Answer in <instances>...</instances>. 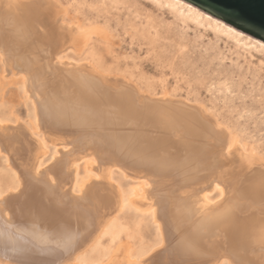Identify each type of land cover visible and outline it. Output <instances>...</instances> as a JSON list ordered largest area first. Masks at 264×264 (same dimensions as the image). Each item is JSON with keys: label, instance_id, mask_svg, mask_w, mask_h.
Instances as JSON below:
<instances>
[{"label": "bare ground", "instance_id": "bare-ground-1", "mask_svg": "<svg viewBox=\"0 0 264 264\" xmlns=\"http://www.w3.org/2000/svg\"><path fill=\"white\" fill-rule=\"evenodd\" d=\"M14 1L0 0V7L3 2L7 7L0 14V62L9 68V78L18 77L14 63L24 74L22 90L35 103L37 132H44L46 141L44 133L38 141L31 129L0 120V154L16 184L6 189L7 196L0 189L3 262H89L86 252L99 254L101 239L119 230L117 215L129 209L150 215L158 244L126 264H264V162L232 168L220 180L218 168L228 159L224 154L212 159L202 142L207 135L219 141L213 121L168 106L203 113L198 107L131 94L118 84L120 89L111 91L108 78L63 56L82 48L79 30L64 34L70 29L58 26V19L45 30L50 18L41 10L42 0ZM155 1L244 47L250 41L264 50L263 41L183 0ZM20 44L23 54L12 56ZM38 51L54 62L43 55L40 62ZM124 124L129 130L117 132ZM225 146L228 152V141ZM48 147L52 155L42 164ZM114 171L132 183L126 192L114 183ZM215 190L223 199L214 205L209 196ZM114 258L109 264H116Z\"/></svg>", "mask_w": 264, "mask_h": 264}, {"label": "rangeland", "instance_id": "rangeland-1", "mask_svg": "<svg viewBox=\"0 0 264 264\" xmlns=\"http://www.w3.org/2000/svg\"><path fill=\"white\" fill-rule=\"evenodd\" d=\"M28 1L15 0L14 3ZM41 4V10L47 12L50 18L45 30H49L56 23L54 19H58V26L63 24L62 27L66 29L68 25L67 29H70H66L68 32L64 34L72 35L74 30L80 31L82 36L78 38V43L82 47L81 52L76 55L67 51L68 54L66 52L63 55L75 61L77 66H86L94 73L108 78L110 83L107 84L110 86L123 84L151 98L163 96L196 106L203 112L201 117L204 121H213L220 133L219 141L208 139L207 135L202 142L208 144L207 155L212 159L218 158L216 161H219L225 155L231 161L228 164L225 160V165H219L218 169L223 173L220 174V180L226 179V171L232 168L238 170L246 168L250 163L259 166L264 162L263 49L254 48L250 41L248 43L245 38H240L248 43L244 47L242 41L235 42L205 24L184 19L162 1L42 0ZM5 7L3 2L0 14L4 15ZM68 36L66 46L70 45ZM23 45L20 44L18 50L10 54H23ZM43 53L37 52L39 61L43 63L46 57L45 62L52 64L53 56ZM14 66L13 70H16L14 72L18 73V77L9 78V68L3 61L0 62V120L6 125L10 123L12 127L31 129L32 138L39 141L44 132H41L42 135L37 132L36 106L24 95L21 81L24 74L18 72L15 63ZM124 130H129V127L119 129ZM43 136L42 140L45 139V133ZM227 141L230 145L228 152L225 148ZM49 148L42 164L52 155V149ZM84 165H79L78 173L81 176L84 175ZM9 171L0 154V189L3 193L7 191L5 196L8 190L16 188L12 172ZM112 179L123 192L132 185L118 171H114ZM209 199L215 205L223 198L219 199V192L215 190ZM117 221L119 230L101 239L99 254L88 250L86 256L90 258L89 262L86 260L75 264H109L113 257L116 264H126L129 259L143 257L157 246L158 237L150 215L142 216L125 209L117 215ZM0 259V264H5ZM22 260L10 261V264H41L34 260Z\"/></svg>", "mask_w": 264, "mask_h": 264}, {"label": "water", "instance_id": "water-1", "mask_svg": "<svg viewBox=\"0 0 264 264\" xmlns=\"http://www.w3.org/2000/svg\"><path fill=\"white\" fill-rule=\"evenodd\" d=\"M183 1L195 6L196 8L211 15L212 17L223 21L224 23L232 26L238 31L248 34L249 36H252L253 38L264 42V0H183ZM118 85L124 86L125 90L133 94L134 91H132L126 85L123 84H118ZM114 87L115 88L118 87L117 89H120L119 86H114ZM114 87L110 86L108 88H110V90L113 91ZM151 104L155 107L159 105L161 106L164 105L160 103L157 104L151 103ZM168 107L173 110L179 109L183 113H185L186 111L188 112V114L192 113V115L202 118L199 111L185 110L178 108L176 106H168ZM122 126H125V124ZM117 132H119V130Z\"/></svg>", "mask_w": 264, "mask_h": 264}]
</instances>
